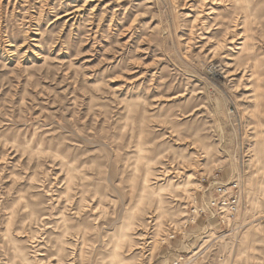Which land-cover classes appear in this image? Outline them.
<instances>
[{"label": "rangeland", "instance_id": "1", "mask_svg": "<svg viewBox=\"0 0 264 264\" xmlns=\"http://www.w3.org/2000/svg\"><path fill=\"white\" fill-rule=\"evenodd\" d=\"M181 258L264 264V0H0V264Z\"/></svg>", "mask_w": 264, "mask_h": 264}, {"label": "built area", "instance_id": "2", "mask_svg": "<svg viewBox=\"0 0 264 264\" xmlns=\"http://www.w3.org/2000/svg\"><path fill=\"white\" fill-rule=\"evenodd\" d=\"M244 194V188L238 181L226 186H219L216 190L218 198L212 201V208L196 204L193 214L195 217H202L210 213L211 218L217 219L221 226L228 229L233 228L237 224L238 216L244 206ZM195 221L193 220L192 223ZM182 261L184 258L177 260L174 264H182Z\"/></svg>", "mask_w": 264, "mask_h": 264}, {"label": "bare ground", "instance_id": "3", "mask_svg": "<svg viewBox=\"0 0 264 264\" xmlns=\"http://www.w3.org/2000/svg\"><path fill=\"white\" fill-rule=\"evenodd\" d=\"M248 242V241H247Z\"/></svg>", "mask_w": 264, "mask_h": 264}]
</instances>
